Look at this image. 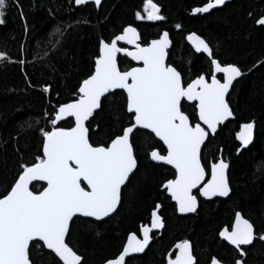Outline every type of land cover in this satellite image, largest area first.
Segmentation results:
<instances>
[{"label":"trees","instance_id":"1","mask_svg":"<svg viewBox=\"0 0 264 264\" xmlns=\"http://www.w3.org/2000/svg\"><path fill=\"white\" fill-rule=\"evenodd\" d=\"M205 2L152 0L164 19L150 21L135 15H144L145 0H104L98 10L93 5L75 7L74 0H19L23 17L15 0H10L5 22L0 24V51L11 58V62L0 63V192L14 181L19 163L30 162L38 154V129L51 127L44 113L77 98L79 83L93 70L99 40L108 41L127 25L138 29L142 45L163 30L169 33L172 44L167 61L182 73L185 84L202 74L208 78L211 73L210 59L195 53L186 42L193 32L210 44L213 58L222 65L234 63L244 73L227 98L234 119L207 139L201 153L206 170L219 156L229 163L231 194L226 199L201 201L195 214L178 216L161 189L166 180L174 178V172L145 158V151L152 147L162 154L165 149L154 137L137 133L139 169L123 189L118 212L103 223L80 217L72 223V245L85 264H104L114 258L127 235H138L139 228L149 223L156 204L161 206L164 229L160 236H152L143 255L127 264H164L166 255L183 238L191 242L198 264H208L213 256L233 264L238 254L219 240L218 233L231 224L237 211L253 224L255 232L264 231V64L256 63L264 61V26L254 23L264 15V0H230L220 9L193 15L191 9ZM177 24L181 28H176ZM19 60L24 63H17ZM118 66L125 70L133 63L118 56ZM44 85H50L49 92L42 91ZM122 95L115 91L104 100V110L97 117L102 131L90 132L94 145L104 143L108 131L121 119L127 120L126 116L118 119ZM181 108L191 123L197 122L194 104L183 102ZM246 123H253L255 137L237 154L240 145L236 133ZM59 126H72V121ZM41 186L34 183L31 188L42 190ZM246 252V264H264V242L255 241ZM53 256H45L38 264H55Z\"/></svg>","mask_w":264,"mask_h":264},{"label":"snow or ice","instance_id":"2","mask_svg":"<svg viewBox=\"0 0 264 264\" xmlns=\"http://www.w3.org/2000/svg\"><path fill=\"white\" fill-rule=\"evenodd\" d=\"M89 2L96 6L101 4V0H74L78 6ZM225 3L226 0H206L191 11L208 13ZM9 4L10 0H0V24L5 22L3 17ZM15 4L23 17L19 0H15ZM145 12L146 16L137 12L136 18L164 19L152 0H145ZM254 23L264 26V15ZM176 28L181 25L177 24ZM55 31L61 33L60 28ZM187 40L197 53L208 55L210 82L202 74L185 86L182 73L167 61L171 43L167 31L142 45L138 42L137 29L129 25L108 41L99 40L94 70L79 83L78 98L59 104L50 114L44 113L51 127L38 129L41 136L38 154L30 162L19 163L14 181L0 192V264H38L52 254L55 264H85L79 250L72 245V223L78 215L103 223L105 218L118 212L123 189L139 169L137 133L158 138L166 145V154L152 147L151 151H145V158L174 168V178L166 180L162 187L175 201L176 210L181 214L197 211V195L193 194V189L205 177L202 146H206L210 134L216 133L218 125L233 116L226 95L233 81L244 73L234 63L222 65L213 58L210 44L196 33H189ZM119 42L134 47L130 50L119 46ZM118 54L142 62V66L121 70ZM4 62H11V58L0 51V63ZM16 62L24 63L23 60ZM256 63L264 64V61L257 60ZM217 73L223 74L222 80L217 78ZM113 90L126 93V96L122 95L118 119L126 116L127 120L121 119L112 127L104 143L94 145L90 142V132L102 131L97 117L103 112L108 95H115ZM42 91L49 92L50 85H44ZM182 100L197 102L194 118H198V122L195 124L182 111ZM65 119L72 120V126H59L58 122ZM93 121H96L95 125ZM28 126L32 127L31 124ZM253 127V123L241 126L237 139L242 145L252 140ZM210 169L211 178L199 187V196L228 197L231 192L227 174L229 163L223 158L216 159ZM33 181H44L46 186H41L42 190H33L30 188ZM160 207L156 204L151 212L150 227L145 225L138 230L143 239H138L136 233H129L122 250L114 258L106 259L104 264H127L134 258L131 254L145 251L151 239L150 232L163 226L156 211ZM219 236L238 253L240 258L233 264H246L243 258L247 252L242 246L264 242V231L254 232L253 224L239 211L235 212L231 231L224 228L219 231ZM175 248L178 252L174 259H167V264H198L188 240L178 242ZM211 264L222 262L213 258Z\"/></svg>","mask_w":264,"mask_h":264},{"label":"water","instance_id":"3","mask_svg":"<svg viewBox=\"0 0 264 264\" xmlns=\"http://www.w3.org/2000/svg\"><path fill=\"white\" fill-rule=\"evenodd\" d=\"M103 1L104 0H101V4L103 3ZM229 0H226V3L228 2ZM101 4L99 5V6H96L94 3H92V2H89V3H87V4H85V5H93L94 7H95V9L96 10H98L99 8H100V6H101ZM85 5H75V3H74V6L75 7H81V6H85ZM223 6V5H222ZM222 6H218L217 8H214V9H219V8H221ZM214 9H211L210 11H212V10H214ZM209 11V12H210ZM208 12V13H209ZM192 14L193 15H197V14H206V13H193L192 12ZM127 26H129V25H127ZM132 26V25H131ZM134 27V26H133ZM136 28V27H135ZM137 29V28H136ZM164 31H166V30H163V31H161L160 32V34H162ZM137 32H138V30H137ZM138 34H139V32H138ZM159 34V35H160ZM159 37V36H158ZM157 37V38H158ZM170 38V37H169ZM171 41V40H170ZM139 43H140V34H139V41H138ZM186 42H187V44L190 46V48H192V50L195 52V53H197L196 51H195V49L192 47V44H191V42L190 41H188L187 40V38H186ZM171 44L172 43H170V47H171ZM119 46H126V47H129V49L131 50V49H133V47L134 46H132V45H127L125 42H119ZM170 47H169V49H170ZM168 49V50H169ZM197 54H203L204 56H206L208 59H209V57H208V55L206 54V53H203V52H200V53H197ZM122 56V57H125L123 54H118V56ZM125 58H127L129 61H131L132 63H133V67H135V66H142V62H137V61H132L131 60V58L130 57H125ZM119 67V66H118ZM93 70H94V67H93ZM218 76H220L221 78H222V76H223V74L222 73H217V77ZM211 78V77H210ZM241 77H238L236 80H234L233 81V84H232V86H230V89H229V93L226 95V100H227V98H228V96H229V94H230V92H231V89H232V87H233V85L235 84V82L237 81V80H239ZM222 80V79H221ZM209 82H210V79H209ZM186 86V85H185ZM114 92L115 91H121L122 92V90H113ZM125 94V96H126V93H124ZM78 98V97H77ZM103 99V98H102ZM183 102H185V103H187V104H194L195 105V103H197L196 101H186V100H182V102H181V104L183 103ZM234 119V116H232V117H229L228 118V120H226V121H224V123L223 124H221V125H218V128H217V131H218V129H219V127L220 126H223V125H225L228 121H230V120H233ZM66 120H70V119H65V120H63V121H66ZM63 121H61V122H63ZM72 121V120H71ZM61 122H58L59 124L61 123ZM197 122H198V118H197ZM73 123V122H72ZM201 123V125L203 126V127H205L206 128V125H203V123L202 122H200ZM195 124V123H194ZM241 126L242 125H240L239 126V128H238V131H237V133H239V132H241ZM147 131V130H146ZM217 131H216V133H217ZM215 133V134H216ZM237 133H236V139H237ZM215 134H210L209 135V137H213ZM208 137V138H209ZM254 130H253V138H252V140L247 144V145H242L241 144V141L239 140V139H237V141H238V143H239V145H240V147H239V150H238V152H237V154L241 151V150H243V149H245V148H248L252 143H253V140H254ZM207 138V139H208ZM157 141H158V138H155ZM207 141V140H206ZM159 143H161L162 144V146H163V148L165 149V154H166V145H163V142L162 141H158ZM202 148H203V146H202ZM220 158H222L221 156H219L218 157V159H220ZM151 161V160H150ZM152 163H154V164H156V165H162V166H164V167H167V168H169V169H171L173 172H175V170H174V168H172V166H170V165H167V164H164L163 162H156V161H151ZM212 163V162H211ZM211 163L209 164V175H208V178H207V174H206V171H205V177H204V180H202L201 181V184L200 185H198L197 186V188L196 189H193V192H195V191H197L198 189H199V187H201V186H203V184L204 183H207V181L211 178V169H210V165H211ZM228 163V162H227ZM229 170V169H228ZM228 170H227V174H228ZM34 183H39V184H42L43 186H46V182H44V181H33L32 182V184H34ZM31 184V185H32ZM31 185H30V188H31ZM82 186H83V184H82ZM85 186V185H84ZM162 190H165L163 187L161 188ZM165 192H166V195L170 198V201L175 205V201H173L172 199H171V196H170V194L165 190ZM230 194H231V192H230ZM229 194V195H230ZM202 200H204V201H212V200H215V199H226L227 197H212V198H205V197H201V196H199ZM198 203V202H197ZM197 209H198V207H197ZM156 211H157V213H158V215H159V212H160V208L159 209H156ZM176 212H177V214L178 215H180V216H187V215H193L194 213H185V214H181V213H179L177 210H176ZM113 216V215H112ZM111 216V217H112ZM77 217H80V218H85V219H89V220H94V218H89V217H83V216H77ZM76 217V218H77ZM243 217V216H242ZM162 218V217H161ZM106 219H108V218H105V220ZM263 219H264V210H263ZM150 222H151V216H150V220H149V224H146L147 226H149L150 227ZM162 222H163V219H162ZM235 222V217H234V221H233V223ZM143 226H145V225H143ZM143 226H141V227H143ZM140 227V228H141ZM139 228V229H140ZM163 228H164V224H163V226L160 228V229H153L152 230V232H150V237H151V234H153V233H157L158 235H160L161 234V232H162V230H163ZM223 230V229H222ZM137 238L138 239H143V234H142V232H139V234L137 235ZM219 238L222 240V241H224L226 244H228V242L227 241H225V240H223V238H221L220 236H219ZM151 241H152V239H150V242H149V245L151 244ZM127 242V237H126V240H125V243ZM149 245L148 246H146V248H145V251L143 252V253H138V254H131L133 257H135V256H141V255H143L145 252H146V250L148 249V247H149ZM176 245V244H175ZM175 245H174V247L172 248V250L170 251V253H172V252H178V249H176L175 248ZM229 246H231V247H234V246H232V245H230V244H228ZM251 246V245H250ZM250 246H242V247H244V248H247V247H250ZM170 253L167 255V257H166V261H165V264H167V259L170 257L169 255H170ZM54 255V254H53ZM175 258V256L173 257V259ZM210 264H211V261H210Z\"/></svg>","mask_w":264,"mask_h":264},{"label":"flooded vegetation","instance_id":"4","mask_svg":"<svg viewBox=\"0 0 264 264\" xmlns=\"http://www.w3.org/2000/svg\"><path fill=\"white\" fill-rule=\"evenodd\" d=\"M229 1H230V0H229ZM229 1H228V2H229ZM224 5H225V4H224ZM224 5H223V6H224ZM223 6H222V7H223ZM222 7H221V8H222ZM219 9H220V8H219ZM144 11H145V6H144ZM143 16H145V13H144ZM144 19H145V18H144ZM132 26H134V25H132ZM134 27H135V26H134ZM137 30H138V29H137ZM138 32H139V31H138ZM139 34H140V33H139ZM119 56H120V55H119ZM121 57H122V56H121ZM124 58H125V57H124ZM126 59H127V58H126ZM133 66H134V65H133ZM133 66H132V67H133ZM217 78H218V79H222L220 76H218ZM206 79L209 81L210 77H208V78H206ZM185 85H186V84H185ZM205 171H206L207 178H208V175H209V168H207V170H206V168H205ZM228 171H229V170H228ZM161 188H162V187H161ZM164 191H165V190H164ZM165 194H166V192H165ZM193 194H194V195H197V202H198V207H199L200 202H201V201H204V200H202V199L199 197L198 190L195 191V192H193ZM166 196H167V195H166ZM167 197H168V196H167ZM168 198H169V197H168ZM169 199H170V198H169ZM205 202H208V201H205ZM171 203H172V202H171ZM172 204H173V203H172ZM174 206H175V205H174ZM160 209H161V207H160ZM197 210H198V209H197ZM175 212H176V207H175ZM195 213H196V212H195ZM195 213H194V214H195ZM176 214H177V212H176ZM159 215H160V212H159ZM177 215H178V214H177ZM241 215H242V214H241ZM150 216H151V214H150ZM160 216H161V215H160ZM178 216H180V215H178ZM242 216H243V215H242ZM161 217H162V216H161ZM234 217H235V214H234ZM234 217H233V220H232L231 224H230L229 226H227V227H226V226L223 227L222 229H224V228H228V230L231 231V226H232V224H233ZM243 218H245V217H243ZM162 219H163V217H162ZM245 219H246V218H245ZM149 220H150V219H149ZM249 222H250V221H249ZM250 223H251V222H250ZM147 224H149V223H147ZM163 224H164V226H165L164 220H163ZM145 225H146V224H145ZM163 229H164V228H163ZM222 229H221V230H222ZM162 231H163V230H162ZM254 232H255V227H254ZM161 233H162V232H161ZM153 235L160 236V235H158L157 233H153V234H151V239H152V236H153ZM218 238H219V233H218ZM185 239H186V238H183L181 241H183V240H185ZM186 240H187V239H186ZM219 240L222 241L220 238H219ZM188 241H189V240H188ZM151 242H152V241H151ZM179 242H180V241H179ZM189 242H190V241H189ZM223 242H224V241H223ZM224 243H225V242H224ZM190 245H191V242H190ZM227 245H228V244H227ZM228 246H229V245H228ZM229 247H231V246H229ZM231 248H232L233 250H235L234 247H231ZM243 248H244V247H243ZM247 248H249V247H247ZM247 248H246V249H247ZM191 249H192V252H193L192 245H191ZM170 251H171V250H170ZM235 252H236V250H235ZM169 253H170V252H169ZM169 253H168V254H169ZM168 254H167V255H168ZM175 254H176V252L174 251V252L170 253L169 256H170L171 258H173V257L175 256ZM237 254H238V253H237ZM167 255H166V257H167ZM213 258L218 259L217 257L213 256V257H211L210 260L208 261V264H210V261H211ZM238 258H240L239 255H238V257H237L236 259H238ZM195 259H196V257H195ZM243 259H245V257H244ZM218 260H219V259H218ZM165 261H166V258H165ZM219 261H221V260H219ZM221 262H222V264H227L226 262H223V261H221ZM164 264H165V263H164Z\"/></svg>","mask_w":264,"mask_h":264},{"label":"rangeland","instance_id":"5","mask_svg":"<svg viewBox=\"0 0 264 264\" xmlns=\"http://www.w3.org/2000/svg\"><path fill=\"white\" fill-rule=\"evenodd\" d=\"M149 10H150V8H149ZM145 16H146V12H145Z\"/></svg>","mask_w":264,"mask_h":264}]
</instances>
